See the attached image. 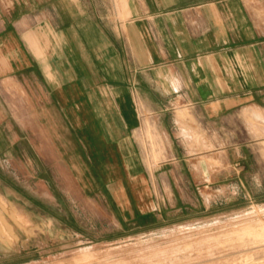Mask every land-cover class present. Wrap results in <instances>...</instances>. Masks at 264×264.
<instances>
[{"label":"crops","instance_id":"obj_1","mask_svg":"<svg viewBox=\"0 0 264 264\" xmlns=\"http://www.w3.org/2000/svg\"><path fill=\"white\" fill-rule=\"evenodd\" d=\"M122 4L125 18L109 20L103 0H0V156L37 184L61 171L94 180L124 213L152 205L142 126L154 122L162 165L178 167L199 148L184 106L204 120L264 109V0ZM196 173L188 187L210 188Z\"/></svg>","mask_w":264,"mask_h":264},{"label":"rangeland","instance_id":"obj_2","mask_svg":"<svg viewBox=\"0 0 264 264\" xmlns=\"http://www.w3.org/2000/svg\"><path fill=\"white\" fill-rule=\"evenodd\" d=\"M118 7L126 9L103 0L104 17L124 19ZM183 109L180 127L188 139L199 132L189 140L199 148L178 167L162 165L165 140L153 121L139 130L150 210L118 211L96 181L84 188L64 171L56 180L41 173L37 184L16 155L0 156V264H264V109L240 106L216 120ZM201 167L210 188H189Z\"/></svg>","mask_w":264,"mask_h":264}]
</instances>
